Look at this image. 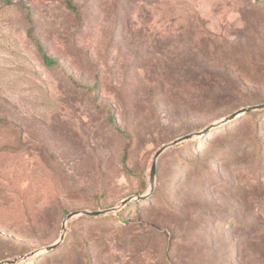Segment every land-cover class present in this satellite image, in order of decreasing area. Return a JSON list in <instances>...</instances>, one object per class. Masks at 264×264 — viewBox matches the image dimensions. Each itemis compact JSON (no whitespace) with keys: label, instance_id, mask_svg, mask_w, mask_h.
<instances>
[{"label":"rangeland","instance_id":"374dc122","mask_svg":"<svg viewBox=\"0 0 264 264\" xmlns=\"http://www.w3.org/2000/svg\"><path fill=\"white\" fill-rule=\"evenodd\" d=\"M5 1L0 262L264 264V0Z\"/></svg>","mask_w":264,"mask_h":264},{"label":"water","instance_id":"95a60500","mask_svg":"<svg viewBox=\"0 0 264 264\" xmlns=\"http://www.w3.org/2000/svg\"><path fill=\"white\" fill-rule=\"evenodd\" d=\"M261 108H264V106L252 107V108H248V109H246L244 111L245 112H251V111H254V110H257V109H261ZM191 138H193V135H188V136H186L184 138L177 139V140L171 142L170 144H167V145L163 146L159 151L156 152V154H155V156L153 158V165H152L151 173H150V184H151L150 185V190H149V194L146 197H148L149 195H151L154 192V190H155V186H156L157 162H158L159 158L168 149H170L172 147H175L178 144H180V143H182V142H184L186 140H190ZM146 197L143 196V198H146ZM125 203H126V201H124L120 207H117V208H114V209H111V210H107V211H97V212L85 211V212H79V213H71L70 215H68V217L64 221L61 237H60L59 241L55 245H53L51 247H48L45 250H42V251H39V252H35V253H32V254H30L28 256H25L24 259H28L29 257L35 256L37 254L47 253V252H50V251L55 250L65 240L66 234H67V226H68V223L73 218H75V217H81V216L98 217V216H101V215H106V214H108V213H110V212H112L114 210L120 209L121 207H123L125 205ZM19 261L20 260L17 259V260H14V261L0 262V264H14V263H17Z\"/></svg>","mask_w":264,"mask_h":264},{"label":"trees","instance_id":"16d2710c","mask_svg":"<svg viewBox=\"0 0 264 264\" xmlns=\"http://www.w3.org/2000/svg\"><path fill=\"white\" fill-rule=\"evenodd\" d=\"M4 1V3L8 4L7 1L5 0H2ZM23 9L25 10L26 12V16L29 20V23L30 25L32 26L33 22H32V19H31V13L29 12V9L24 5L22 6ZM69 8L72 9L74 12H77L76 8L73 7L71 4H69ZM33 33H34V29L33 27L30 28L29 30V37L32 39V41L34 42L36 48H37V51L42 59V62H43V65L48 68V69H51V68H54L58 65V61L53 59L52 57L49 56V54L47 53L46 49L35 39L33 38ZM112 121H114V117L112 116ZM124 161V159H123Z\"/></svg>","mask_w":264,"mask_h":264},{"label":"bare ground","instance_id":"6f19581e","mask_svg":"<svg viewBox=\"0 0 264 264\" xmlns=\"http://www.w3.org/2000/svg\"><path fill=\"white\" fill-rule=\"evenodd\" d=\"M146 197V196H145Z\"/></svg>","mask_w":264,"mask_h":264}]
</instances>
